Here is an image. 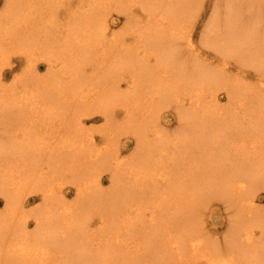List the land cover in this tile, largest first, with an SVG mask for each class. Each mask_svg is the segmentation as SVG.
<instances>
[{
    "label": "bare ground",
    "instance_id": "1",
    "mask_svg": "<svg viewBox=\"0 0 264 264\" xmlns=\"http://www.w3.org/2000/svg\"><path fill=\"white\" fill-rule=\"evenodd\" d=\"M42 1L17 0L13 4L32 6ZM200 1L204 0H88L83 11L84 27L74 37L63 38L65 45L80 44L78 54L67 52L78 56L72 63L67 62V67L63 64L65 58L69 59L66 55H60L63 60L49 53L54 49L35 50L31 45L36 44L28 42L23 51L26 56L34 57L38 52L51 56L43 59L48 66L46 74L36 67L27 69V83L20 85L27 91L35 89L29 99L18 98L16 88L1 86L0 79V97L7 98L4 105L0 102V192L6 198L7 209L4 215L0 213V264H52L49 258L58 257L66 259V264H264V207L258 205L259 192L264 190V84L254 92L253 86H237L233 89L236 93L245 89L250 92H245L247 96H242L241 102H230L228 106L219 103L217 91L209 99L204 86L209 84L214 90L212 86L226 81L227 75L218 69V63L203 61L204 54H200L191 38L197 23L193 13ZM214 2L203 44L219 49L224 56L233 54L240 63L258 69L263 82L264 0L246 4L251 8L249 13L243 12L245 0ZM114 5L126 8V19L136 18L144 25L128 32L138 35L134 45L119 42L123 51L153 54L155 50L159 60L167 65L165 73L181 71L179 75L184 76L185 81L172 87L164 83L169 79L159 82L161 97L157 100L158 91L150 89L155 84L151 83L153 68L148 63L122 56L121 60H113L111 67L105 60L108 51L104 55L107 43L97 46L94 39L89 40L96 32L88 29L107 34L108 19L99 9L106 13ZM223 5L225 13L220 9ZM113 39L118 41L121 36ZM22 45L26 47L25 41ZM3 46L0 41V53ZM94 51L102 54L92 56ZM242 54L249 57L242 60ZM87 57L94 61L92 78L82 75L81 65L76 64ZM59 61H63L62 65L56 68ZM192 62L193 70L187 73ZM129 66L135 71L134 89L121 101L115 94L121 92V75L128 76L124 69ZM65 69L69 85L61 84ZM94 81L99 84L93 86ZM189 84L193 91L185 92ZM142 89L151 94L149 109L135 105L143 98L138 94ZM225 94L230 99V92ZM167 99L173 100L181 114L191 120L182 132L176 131L172 145L173 138L167 140L160 127V110ZM97 107L107 120L106 131L101 130V148L64 138L73 129L76 135L87 136L86 140L92 142V133L83 122ZM124 115L127 122L120 120ZM144 115L147 116L140 119ZM8 122L12 130L4 131L2 126L7 128ZM18 124L23 130L20 133ZM126 133L135 134L139 154L136 150L137 158L135 155L124 161L119 144ZM150 135H154V140H147ZM164 146L177 152L163 151ZM158 151L165 167L159 162ZM106 171L115 185L104 189L98 178ZM64 178L76 183L79 198L74 204H66L62 188L57 190ZM26 188L36 190L42 199V205L29 212L24 209L26 203L20 202ZM216 197L227 202L234 217L231 234L223 237L226 242L212 236L204 226L206 208ZM17 212L20 218H31L32 212L37 221V229L21 234L32 246L24 252L20 250L24 247L8 248L11 243L1 227L3 220L14 219ZM94 217L102 222L91 223ZM22 219L15 221L20 222L21 229L26 223L22 224ZM94 223L99 226L96 231H92ZM10 226L16 225L8 223L7 228ZM36 247L40 254L33 256L34 251L29 252Z\"/></svg>",
    "mask_w": 264,
    "mask_h": 264
},
{
    "label": "rangeland",
    "instance_id": "2",
    "mask_svg": "<svg viewBox=\"0 0 264 264\" xmlns=\"http://www.w3.org/2000/svg\"><path fill=\"white\" fill-rule=\"evenodd\" d=\"M15 1H17V0H0V41H2V44L4 45L2 50H1L2 53H0V73L2 74V75H0V79L2 81L1 86L4 85L3 87L6 86V87H10V88H16L15 94H16V96H20L18 98L23 97L25 99H29V97L32 95V93L33 92L35 93V91H34L35 89L33 88V91L32 90L27 91V90H25V88L22 85H20L22 82H26V77H27L26 71H27V69L36 67L40 70L41 74H46V72L48 70V66L46 65V61L43 60L44 56H46V55H49V56L52 55V56H59L60 57V55L63 54L69 58V59L65 58V62L59 61V65L56 68H58L62 65V63H60V62H63V64L66 66L67 62L71 61V63H72V61L78 57V56H71V55L69 56L70 53L68 54L67 52H69L71 50V51H75L78 54V48L80 47V44L75 43L72 45H65L63 38L65 36H68V35H72L74 37L75 36L74 33L76 31H79L80 29H82L84 27L83 26L84 25L83 20L85 17H84L83 11L85 9H87L86 6L89 5V2H88V0H43L42 3H35L32 6H27L25 4H23V5H17V3L13 4V2H15ZM38 1H40V0H38ZM250 1H253V0H245V5L243 8L244 13H246V12L249 13V10L251 8L246 4L250 3ZM69 2L70 3L72 2V3L70 4ZM201 2L202 1H200L197 4L198 6L196 5L198 8L201 9V11L197 10L198 8H196V10L194 11L195 13H193L197 17L196 18L197 23L194 26L195 28H194V31L192 33L193 35L191 38H192L194 44H196L198 46V48L201 50L200 54L201 55L204 54L202 56L203 61H204V59L205 60L207 59L208 60L207 64L214 63L216 65V63H218L219 64L218 69L223 70L222 73L227 75L226 81L220 83L219 85L212 86V87H214V90H211L209 84L205 85L204 88L206 89L205 90L206 95H208V97H209L210 94H214L217 91V93L219 95V99H218L219 103L220 104L224 103L223 105L227 104V106L230 102H234V103L241 102L242 96L245 95V97H246L247 94L245 92L247 90L249 91V89H245L242 92H240V90H239V92H237V93L235 91H233V89H238L237 86H242L244 88H248V87L251 88V86H253V88H251L252 92L256 91L257 86L262 85L261 83L264 84V81L263 82L261 81L262 79L259 80L261 73H259L258 69L255 70L254 67L244 65V63H242V62L240 63L237 58L233 57L234 56L233 54L229 57L227 55L224 56V55L219 53L220 52L219 49H217V48L212 49V48L205 46V44H203L205 41L204 40L205 39L204 33L207 31L210 20L213 17V13H211V12L214 9L213 5L215 4V2H214V0H204L202 3ZM239 5L241 6V4H239ZM39 6L42 9H40ZM200 6H202V7H200ZM216 6L220 7L221 4H217ZM53 7H54V10H53ZM224 8H225V5H223L220 9L222 10L221 12L225 13L226 10ZM215 9H218V8L215 7ZM99 11L102 14H104V17H106L108 19L109 26L107 27L108 28L107 34H103V33L99 32L100 29H99V31L98 30L92 31L91 29H88V31H90L91 33L96 32V34L93 33L95 35L90 36L89 40L91 41L94 39L93 44H96V45L98 44L99 46L102 45L104 42L107 43V46L104 45V48H107L106 51L104 52V55H107V51H108L109 56L105 60L107 61V63L109 62L111 67H112L113 60H121L122 56L124 57V59L128 58V59H131V61L136 60L141 64L148 63L149 67L153 68L152 75L150 76L151 77V83L155 84V85L151 84L150 89H152V90L155 89V91H158V93L155 92V96L156 97L158 96L156 98V100L161 97L160 94H161V86L162 85L159 86L158 85L159 82H161V81L164 82L165 80L169 79L164 83H167L166 85L168 87H172V86H175L176 84H178V82L185 81L183 79L184 76L179 75L181 71H178V72L171 71L170 74L165 73L164 70H168L166 68L167 65H165L163 62H161L159 60L158 55H156L155 50H153V54L152 53L151 54L150 53L149 54H139L140 52L138 53V51H132L131 53L123 51V49H122L123 46L119 42L122 40L121 41L122 43L125 42V44L134 45L137 38H138V35H136L134 37L132 34H129L128 32H131L130 31L131 28L137 29V30L142 29V26H144L143 21H140L136 18L126 19V15H125L126 12H124V11H127L126 8H117V7H115V5L113 6V8L110 9V11H107L106 13L100 9H99ZM196 13H200V14H196ZM141 18H144V16L142 15ZM129 20H131L130 24L127 23ZM74 27H76L77 29H75ZM201 32H202V34H201ZM134 33H136V32H134ZM117 35L121 36V39H119L118 41L116 39H113V37H115ZM57 39H59V41L61 43L59 41H57ZM115 40H116V42L114 43ZM23 41H25L26 47L22 45ZM29 41H32L36 44V46L31 45V47L34 48L35 50L39 49V51H42V49H46V50L54 49L56 51V53H55V51L52 50L51 52H49L51 55L49 53H47L46 55H43L40 52H38L37 56L33 57L31 54L29 56H26L25 53H23V51L26 50L27 44ZM17 43H20L19 47H18ZM52 44H55V46L50 47ZM13 45H17V46L14 47ZM182 46H184V44H182L181 47ZM96 52L97 51H94V54H92V56L95 54H102V51L98 52V53H96ZM198 53L199 52L197 51V54ZM115 54H117L118 56L113 58V55H115ZM63 55L60 58H62ZM218 56H219V59H215ZM184 57L186 59V55H184ZM248 57H249V55H246V54L243 55L242 54V56L240 58L243 60V59H246ZM90 58H88V57L85 59L82 58V60L80 59L82 63L76 62V64L81 65V72L80 73H82V75L87 76V77L89 76L92 78V76H90V75L94 73V71H93L94 61H93V58H91V59ZM62 59L64 60V58H62ZM114 63H115V61H114ZM191 64H192V66L191 67L188 66V70H186L187 73H190L191 72L190 70H193L194 63L192 62ZM31 65H33V66H31ZM258 67H260V65H258ZM73 68H74V65H73ZM74 70L77 71V68L75 67ZM124 70H126V73L128 76H125L124 74L121 75V78H123L122 87H121L122 90L119 93L120 95L115 94V96H117L118 99H121V101H122V99L126 100L127 96H129L131 94L129 91L134 89L132 79H134V73L133 72H135V71L130 69V66ZM63 71H64V75H62L60 78L64 79V80H62L61 84L65 83V85L66 84L69 85V82L67 80L68 76L65 73V71H68V70L65 69ZM243 78H245V79H243ZM127 81H130V84ZM250 81H251V83H250ZM245 82H247V85H243V83H245ZM91 83H92V81H90V85H91ZM94 84H93V86H96L99 83L97 81H94ZM148 84L149 83H147V85ZM221 85L223 87H221L220 89H217V87L221 86ZM206 86H208V88ZM157 87H159V90H157ZM224 87H225V89H222ZM87 89L84 90L83 92H87ZM146 89H148V86L146 87ZM192 91H193V86H191L189 84L187 86V89L185 90V92H192ZM8 92L11 93V90H8L7 93ZM225 92L227 94H228V92H230V95H231L230 99L228 98V95L225 94ZM2 93H3V89H0V94H2ZM138 94L142 95L143 98L140 99L139 102L135 105L138 106V109L140 107H146L147 109H149L150 99L148 97L151 96V94H149L148 92H146L143 89ZM94 96H96V95H93V97ZM210 98L211 97H209V99ZM6 99L0 97V102H2L1 105L5 104L4 101ZM118 101H117L118 103L121 102L120 100H118ZM131 101H133V99H131ZM164 102L165 103L160 110V121L162 122L160 127L163 129L162 131L166 132V133L165 132L164 133L167 134L166 135L167 140H170L171 137L173 138L172 141L170 140V145H172L175 143L174 138L176 139V136H177L176 134L178 133L176 131L182 132V127L185 126V124H187L189 126L190 122H188V121H191V120L187 116H184L183 114H181L180 109H178L177 106H175L176 103L173 100L169 101L167 99ZM118 103H115V104L118 105ZM132 103H134V102H132ZM1 105H0V119H3L1 117V113H2L1 112V109H2ZM117 105H115V107ZM95 106H93L92 108H94ZM131 106H133V104H131ZM99 110L100 109L97 107L96 109L93 110L94 115L91 114L89 117L88 116L84 117L85 121L83 122V124L86 127V129H88L92 133V137L94 139V140H92V142H88L86 140L85 137H87V136L84 137V135H81V136L76 135L77 133L73 132V129L68 131L67 133H65L64 138L66 139L68 137H72L73 141H75V140H78L80 142L84 141V142H87L89 146H95V147L101 148V138H102L101 132L106 131L105 128L107 126V120L100 114L101 110L100 111ZM123 113H126V112H123ZM125 115L123 118L120 119L122 122H127L126 120H128L127 116H125ZM138 116H139V114H138ZM146 116L147 115H144V117L142 116L140 119L145 118ZM11 117L13 119L15 118L13 116H11ZM11 117H10V119H12ZM193 117L195 119V116H193ZM117 118H120V117H117ZM13 119H12V122L14 121ZM140 119L138 118V120H140ZM120 120L117 119L118 122H121ZM8 123H9V125H7V128L2 126L4 131L5 130H12L11 123L10 122H8ZM13 123H15V121ZM83 124H82V126H83ZM102 129L103 130L105 129V130L101 131ZM17 130L19 131V132L17 131L18 133L23 131L21 129V126L18 127ZM135 138H136V136L134 133H133V135H132V133L123 134L120 138L121 140H120V144H119V151H120V154H121L122 159L124 161L130 160L131 158L135 157V155H136L135 158H137V155L139 154V151L136 149L137 148V142H136ZM154 138H155L154 135H150L147 138V140H154ZM171 142H173V143H171ZM136 150H137V152H136ZM163 151H166L169 153H170V151L172 153L177 152V151H173L167 147H165V149ZM135 152L138 154H135ZM158 158L160 159L159 160V162H160L162 160V158L160 157L159 151H158ZM161 163H163V165L165 167L166 163H164L163 161H161ZM161 163L159 165H161ZM167 166H168V163H167ZM160 167H162V166H160ZM101 175H99V176H101ZM110 177H111L110 172L106 171V173L104 172L103 175L98 178V180L101 183L100 186L102 188L105 189V188L114 187L115 182L113 181L114 182L113 183L111 181L113 179H111ZM68 181H70V182H68ZM73 183L74 182H72L71 180H68L67 178L66 179L64 178L61 182L58 183V189L57 190H59V188L60 189L62 188L61 192L63 195H65L63 197L66 200L65 201L66 204H74V202L79 198V196L76 197L77 195H79V193H77L78 191L76 190L77 189L76 183H74V184ZM112 184H114V185L111 186ZM27 185H28V183H27ZM29 190L32 192L28 193ZM4 191H5V189H4ZM6 191H8V190H6ZM35 191L36 190L33 191L31 188H28V189L26 188V190L22 193L23 196H21V197H23L22 198L23 201L20 200V202L23 205L26 203V206L24 207V209L27 212L33 211L42 205V199L39 195L36 194ZM5 200H6L5 196L2 195L0 192V213H2V215H4V213L7 211V209H5L6 208V201ZM67 201H68V203H67ZM259 204H261L262 207H264V190L263 189L260 190V192H259L258 205ZM261 205L259 207H261ZM206 210H207V213L205 214L206 219L204 220L205 229L210 230V233L212 236L220 238L219 240H221L222 242H226L225 239H223V237H226L227 235L231 234V231L229 228L231 226V221L234 218L232 215L233 213L231 212L230 208L227 206V202L225 204V201H223V199L220 200V198L218 199L217 197L213 198L212 201L209 203L208 207L206 208ZM21 212L22 211H20V214H22ZM16 214H18V216ZM16 214L14 216V219L8 218L7 221L3 220L1 227H2V231L7 232V233L5 232L4 237L6 236L7 239L9 240V244L11 243V245L8 246L7 245L8 243L6 242V245L8 246V248L11 250V249H15L16 246H19V249L24 247L25 249H20L22 252H24V251H27L28 249H30L32 246L29 245V243L27 244V242L25 241V238H22V237H24V234L22 236H21V234L26 233L25 231L32 233V231L37 229V227H36L37 221L34 220L35 218H34L32 212H31L32 215L31 214L30 215L33 218L31 216H30L31 218H28V216L20 215L21 217L23 216L22 217L23 219H22L19 217L18 212ZM10 215H12V214H10ZM19 219H22L21 220V222H23L22 224H24L26 222L23 225L24 226L23 229H21L22 226L20 225V222H15L16 220L20 221ZM93 219H95V220H93ZM93 219L91 220V223H93L94 221L100 220L97 217H94ZM8 223H11L12 225L15 224L16 226H10L9 228H7ZM95 224L96 223L91 225V226H93L92 231H94L95 229L96 230L99 229L98 228L99 226L98 225L96 226ZM18 225H20V226H18ZM219 236H221V237H219ZM30 237L31 236H29L27 238L29 239ZM38 248L39 247H36V249L35 248L31 249V251L29 253L34 251L33 256L35 255V253L40 254V252H38L39 251ZM38 257H39V259H41L42 254ZM29 261L33 262V260H29ZM48 261L53 262L52 264H64L65 262L66 263L68 262L66 259H63V257H58L56 260L55 259L51 260L49 258ZM68 264H71V263H68Z\"/></svg>",
    "mask_w": 264,
    "mask_h": 264
}]
</instances>
